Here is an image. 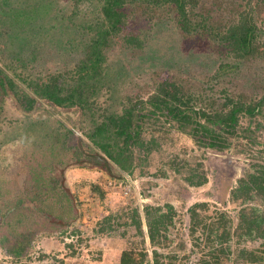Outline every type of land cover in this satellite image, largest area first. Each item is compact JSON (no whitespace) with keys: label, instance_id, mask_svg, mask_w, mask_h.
Returning <instances> with one entry per match:
<instances>
[{"label":"trees","instance_id":"obj_1","mask_svg":"<svg viewBox=\"0 0 264 264\" xmlns=\"http://www.w3.org/2000/svg\"><path fill=\"white\" fill-rule=\"evenodd\" d=\"M205 3L0 0V148L18 139L25 156L24 191H17L14 180L0 168V246L7 258L0 264H30L33 259L68 264L37 253L35 245L42 238L61 245L81 235V226L95 235L120 229L123 236L141 238L121 252L119 264H179L194 254L198 257L191 264H227L233 237L235 264H264V208L251 206L258 200L264 206V164L244 170L231 192V203L240 207L236 221L225 212L209 211L206 203L187 209L191 248L182 257L185 240L173 246L177 215L171 205H146L143 223L137 209L123 216L113 214L110 189L90 181H85L89 186L85 188L81 181L80 189L68 194L60 184L59 171L68 164L107 174L116 169L122 176L110 175L117 180L132 176L137 168L146 169L156 154H163L161 146L170 128L197 147L218 153L228 151L235 138L257 143L254 136L264 129V30L249 8L212 20L202 10ZM163 33L169 38L165 44H172L160 53L154 43ZM187 37L194 44L182 52L179 42ZM118 45L123 49H116ZM244 69L257 70L263 84L261 93L248 99L222 87L223 102L217 105L192 85L194 73L211 90V81L220 84L222 78L243 74ZM149 79L150 92L142 99L134 90ZM6 98H13L23 112L41 102L37 109L42 113L51 109L58 115L76 116L84 141L71 143L74 131L60 119L5 118ZM71 125L74 128V121ZM97 155L108 165L100 163ZM166 164L177 173L184 169L188 187L199 188L208 181L200 162H177L174 156ZM85 196L92 202L86 203ZM96 200L100 210L93 213ZM247 239L262 243L256 249L240 247ZM83 240L79 236L64 244L66 258L76 255Z\"/></svg>","mask_w":264,"mask_h":264},{"label":"rangeland","instance_id":"obj_2","mask_svg":"<svg viewBox=\"0 0 264 264\" xmlns=\"http://www.w3.org/2000/svg\"><path fill=\"white\" fill-rule=\"evenodd\" d=\"M245 8H249L250 10H252L258 27L264 30V0H206V3L202 7V10L204 13L207 12L209 15H211L212 20H215L224 17L223 13H226L227 17H232L233 15H235V13L241 12ZM229 9H232L231 13H228ZM138 23L140 26H142L141 24H144L143 21H139ZM176 38H178V36H176ZM167 40H169L168 35L166 33L161 34V36L154 43V50L159 51L160 53L165 51L166 47L172 44V42L170 41V44H165ZM174 44H176V42H174ZM192 44L194 43L189 37L184 38L183 40L180 39L179 48L182 52H186L189 48L192 47ZM200 44L199 46H202ZM120 48H122L120 45L116 47V49ZM257 69L259 70V67H257ZM242 73L243 74L239 75L236 74L237 76L234 75L231 78H222L220 80V84H215V82L211 81L210 85H213L211 87V90H206V86L202 84V82H205L206 80L204 78H200V76H197V78H195L197 73H194L192 85L194 86L195 90L197 89L204 91V93L207 96L211 97L217 105H220V103L223 102V94L219 92L221 91L222 87L227 88L228 94H234L236 96L240 95L245 99L253 97L252 94L256 93L257 91L260 94L261 90L263 89V84H261L260 82L262 79L259 75L260 73L257 72V70L256 72H252L251 70L246 69H244ZM160 74H162V72H160ZM199 78L200 80H197ZM149 82L150 79L144 81L142 83L141 89L134 90L139 91L142 99H146L147 94L150 92V86H148ZM4 102L3 116L5 118L11 117L12 119H15L27 116L32 118L50 117L51 119H60L64 123V127L74 131V140L71 143H78L79 140L80 142L84 141V137L82 136L81 132L76 131L77 128L79 129V126L77 125L78 120L74 115H58L53 110L48 108V113H42L38 111V109H36L34 113H32V111L23 112L20 110L13 98H6ZM66 116L69 117V119H67ZM72 121H74V128H72L71 125ZM255 135L256 136H254V138L257 142L256 144L251 145L245 138H235L233 139L232 146L228 151L218 153L213 150L197 147L191 142L190 139H188L184 135H181L176 129L170 128L169 133L163 140L161 146L163 154L161 156L159 154H156L152 161V164L146 169L144 167L137 168L134 170L132 176L123 175L122 179L117 180V178L111 177V175L122 176V174L118 173L116 169L111 170V175H108L106 171H101L98 168L83 170L75 167L78 163L73 165L68 164L61 172L59 171L60 184L62 186V189H64L68 194H71V192H73L74 190L78 191L80 187L78 186L77 188V183L81 181H84L83 183L85 184V188H89L85 181H90L95 182L98 185L103 186L104 188L110 189L112 193L109 205L111 206V211L113 212V214H119L123 216L125 213H130L133 209H137V212L141 216L143 223V208L146 205L154 207L171 205L177 215L175 217L173 246H175L176 243L179 242V239L185 240V242L183 243V247L179 252V256L182 257L184 254H188L189 249L191 248V241L188 239L189 229L187 209L196 203H200L197 198L192 196V193L206 187L207 183L199 188L188 187L183 180L184 169L180 168V173H177L174 170L170 169L166 162L174 156L177 157V162H183V160H187L192 165L194 163L200 162L202 163L203 171H206L207 173L208 180L210 164L218 155L234 157L237 160L243 162L246 165V169L252 170V164H264V152L262 154L259 153L264 149V129L260 131L259 134L256 133ZM23 153L24 148L19 143L18 139H11L0 148V168L4 170V173L10 179L14 180L17 191H24L23 187L25 181V173L23 169V159L25 158V156H23ZM248 154L254 155L255 157H249L247 156ZM69 168L71 169L69 170ZM160 171L165 174V177L153 176V174ZM141 172H143V174H141ZM83 199L86 203L92 202V199L87 196H85ZM204 203L209 205V211L213 212L214 210H216L225 212L214 203ZM93 204L94 206H98V201L96 200L95 202H93ZM31 206H33V204H31ZM251 206L257 207L261 210H263L264 208L259 200L253 202ZM99 208L100 207L98 206L93 213H95ZM239 208L240 207L237 204H232V211L235 215V219L231 218L233 221H236V214ZM100 212L102 216H106L107 214L106 211H104V213H102V211ZM225 213L229 217H231L227 212ZM76 221L77 220H75L73 224H75ZM73 224H71V226ZM143 229L145 231L144 224ZM80 231L82 233L81 235L67 238L61 245L51 243L50 239L42 238L35 245L36 252L54 256L56 259H62L68 264H119V257L121 252L131 248V243H135L141 240V238L139 237L134 239L130 238V234L128 236H123L122 230L120 229H118V232L115 229L114 231L107 234L104 233L103 235H95V233L92 234L90 229L86 226H81ZM79 236L84 239L79 246V250L73 258H66L65 254L67 250L64 248V244L76 241V238ZM235 240L236 239L234 237L231 240V254L229 256L230 260L227 262V264H235L233 260L237 255L235 252V247H237L235 244ZM145 241L146 243L144 245V248H146L150 259L151 248L148 244L147 239H145ZM260 243V240L258 241L247 239V241L243 240V242L240 243V247H244L245 249H256ZM138 250L140 251V249ZM197 257L198 254H194L189 259V261H181L180 259L179 264H191ZM6 259L7 258L5 255V250L0 246V263L5 262ZM30 264H54V262L51 263L47 260L39 262L33 259Z\"/></svg>","mask_w":264,"mask_h":264},{"label":"water","instance_id":"obj_3","mask_svg":"<svg viewBox=\"0 0 264 264\" xmlns=\"http://www.w3.org/2000/svg\"><path fill=\"white\" fill-rule=\"evenodd\" d=\"M15 103L17 102L15 101ZM40 107L41 102H37L32 113ZM76 131L79 132V129L77 128ZM78 144H80V140ZM96 158L105 166L108 165L107 160L103 156L97 155ZM245 169L246 165L236 158L218 155L210 164L209 180L206 187L192 193V196L197 198L200 203H214L220 209L227 212L232 219H235L230 201L231 192L237 188L238 180L241 178ZM108 175H110V173H108ZM208 192L212 194L209 199L205 197V193Z\"/></svg>","mask_w":264,"mask_h":264},{"label":"flooded vegetation","instance_id":"obj_4","mask_svg":"<svg viewBox=\"0 0 264 264\" xmlns=\"http://www.w3.org/2000/svg\"><path fill=\"white\" fill-rule=\"evenodd\" d=\"M211 196H212V194H210V192H208V193H205V197H206V198H208V199H209Z\"/></svg>","mask_w":264,"mask_h":264},{"label":"crops","instance_id":"obj_5","mask_svg":"<svg viewBox=\"0 0 264 264\" xmlns=\"http://www.w3.org/2000/svg\"><path fill=\"white\" fill-rule=\"evenodd\" d=\"M256 240H258L259 241V239H256ZM261 243H262V241H261ZM262 256H263V254H261Z\"/></svg>","mask_w":264,"mask_h":264}]
</instances>
